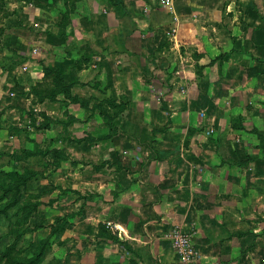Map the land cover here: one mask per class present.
<instances>
[{"label":"crops","instance_id":"crops-1","mask_svg":"<svg viewBox=\"0 0 264 264\" xmlns=\"http://www.w3.org/2000/svg\"><path fill=\"white\" fill-rule=\"evenodd\" d=\"M149 1L122 0L119 13L116 0H107L100 19L113 15L123 25L103 30L107 45L87 50L104 55L99 65L68 57L71 48L86 52L77 28L65 60L46 63L67 84L87 83L93 103L108 101L116 111L123 101L137 118L118 148L130 156L108 169L115 190L108 203L97 190L95 205L109 206L119 221L132 255L127 264H177L162 247L174 226L193 237L202 264H248L264 245L255 236L264 229V0H175L172 11H153ZM6 81L1 75L0 94ZM61 105L78 119L85 112L79 103Z\"/></svg>","mask_w":264,"mask_h":264},{"label":"rangeland","instance_id":"rangeland-1","mask_svg":"<svg viewBox=\"0 0 264 264\" xmlns=\"http://www.w3.org/2000/svg\"><path fill=\"white\" fill-rule=\"evenodd\" d=\"M19 1L21 7L28 5L29 9L18 10V0H0V44L4 40L0 48V76L7 74L4 94H0V264H17L39 250L43 253L39 264H127L132 255L123 229L116 225L119 221L112 216L109 206L95 205L97 200L93 197L100 190L102 201L108 203L115 190L108 169L115 159L130 156V151L125 153L118 148L126 139L127 127L129 130L137 118L124 112L123 101L117 102L116 111L107 109L108 101L93 103L85 89L90 87L87 83L71 82L79 85L73 88H82L79 94L73 95L69 90V97L81 100L80 107L85 110L80 119L75 117L76 112L62 111L61 103L64 107L76 104L63 101L64 95L39 102L28 89L53 87V74L45 73L46 63L65 60L62 50L68 40L72 41L75 28L85 32L79 37L85 42L80 50L86 52L78 55L71 48L68 57L77 56L71 60L99 65L104 55L87 50L107 45L109 39L103 36V30L123 23L112 19L113 15L109 22L100 19V10L111 5L107 0H72V4L64 0ZM155 1H149L153 2V11L156 7L162 9ZM120 2L116 0V7L122 13ZM152 40L149 36L143 43L149 46ZM131 43L139 45L134 40ZM26 63H35L36 67L25 65V69ZM16 70L22 73L24 84L12 80ZM164 121L172 123L165 115ZM202 128L205 137L212 139L214 129L207 124ZM173 231L189 236L195 254L192 263L202 264L193 237L176 226L166 233L163 249L172 252L178 257L177 264H181L174 246L173 236L177 233L169 239ZM255 236L264 238V229ZM257 253L259 259H250L248 264H264V245Z\"/></svg>","mask_w":264,"mask_h":264},{"label":"trees","instance_id":"trees-1","mask_svg":"<svg viewBox=\"0 0 264 264\" xmlns=\"http://www.w3.org/2000/svg\"><path fill=\"white\" fill-rule=\"evenodd\" d=\"M25 2H33L32 0H23ZM38 1V0H36ZM68 1L69 3L73 2L72 0H64V2ZM76 1V0H75ZM35 3V2H34ZM74 3V2H73ZM72 4V3H71ZM70 4L69 9L72 11L74 10V7ZM46 75L53 74V87L52 88H45L41 90H37L36 88H32L31 91L35 97L38 98L39 102H42V100H45L48 98L52 101V98H55L58 95H64L66 99H69L70 102H76L79 103L81 100L78 98L74 100V96H72V99L69 97V90L74 86L72 83H65L63 79V72L60 71V69H49L45 68ZM81 104V103H79ZM119 108V107H118ZM121 112V109H120ZM43 253L42 250H39L35 255H33L31 258L20 261L17 264H39L40 259L42 257Z\"/></svg>","mask_w":264,"mask_h":264},{"label":"built area","instance_id":"built-area-1","mask_svg":"<svg viewBox=\"0 0 264 264\" xmlns=\"http://www.w3.org/2000/svg\"><path fill=\"white\" fill-rule=\"evenodd\" d=\"M175 0H157V4L159 7L165 10L172 11ZM175 30H173L174 32ZM26 69V66H24ZM112 229L113 226H112ZM174 233H177L173 236ZM172 236L174 237V246H177L178 254H180V262L181 264H194L192 263L195 260V254H193L192 250V242L190 241L189 236L184 235L180 231H173L170 234L169 239L171 240Z\"/></svg>","mask_w":264,"mask_h":264}]
</instances>
